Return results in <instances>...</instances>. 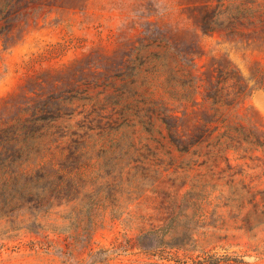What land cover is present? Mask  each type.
I'll use <instances>...</instances> for the list:
<instances>
[{
    "label": "rangeland",
    "instance_id": "1",
    "mask_svg": "<svg viewBox=\"0 0 264 264\" xmlns=\"http://www.w3.org/2000/svg\"><path fill=\"white\" fill-rule=\"evenodd\" d=\"M145 23L195 39L197 72L264 71V0H0V264H264V90L225 113L256 136L179 151L153 112L182 92L163 48L101 75Z\"/></svg>",
    "mask_w": 264,
    "mask_h": 264
},
{
    "label": "trees",
    "instance_id": "2",
    "mask_svg": "<svg viewBox=\"0 0 264 264\" xmlns=\"http://www.w3.org/2000/svg\"><path fill=\"white\" fill-rule=\"evenodd\" d=\"M195 11L194 23L202 34L213 33L220 26L217 7L204 4ZM142 27L141 36L135 42L125 43L112 57L103 60L101 75L107 79L129 78L135 63L142 61L143 52L163 48L172 57L175 67L184 72L183 79L175 82L176 88L180 87L182 92L174 90L170 101L155 102L153 112L165 125L170 142L179 151L186 152L219 131L222 133L217 139L227 137L233 131L246 136L257 135L252 130L246 132L241 126L230 125L225 113L237 109L254 91L264 90V71L259 66L254 67L249 78L227 60L212 61L204 71L197 72L194 59L201 53L195 39H188L184 32L162 28L155 23H145ZM229 28L232 30L231 25ZM152 55L159 60L157 55ZM255 140L261 144L258 137ZM218 144L221 143L218 141ZM236 144L230 139L227 148L234 149ZM3 157L0 153V159ZM38 173L48 178L55 171L52 166H47L40 168Z\"/></svg>",
    "mask_w": 264,
    "mask_h": 264
}]
</instances>
